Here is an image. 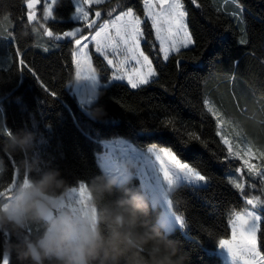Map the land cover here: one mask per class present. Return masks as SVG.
Returning <instances> with one entry per match:
<instances>
[{
    "label": "trees",
    "instance_id": "trees-1",
    "mask_svg": "<svg viewBox=\"0 0 264 264\" xmlns=\"http://www.w3.org/2000/svg\"><path fill=\"white\" fill-rule=\"evenodd\" d=\"M45 2L40 0L36 6L41 23ZM184 2L195 41L191 51L184 49L179 56L172 53L169 60H163L154 30L144 19L142 49L152 61L156 77L139 89L119 81L99 87L98 93L103 95L85 106L70 92L74 38L57 41L38 34L34 31L38 26L27 21L26 0H0V136L5 129L35 133L28 153L10 155L0 150L7 166L0 176V192L13 181H23L25 173L19 161L24 157L37 161L34 176L56 168L70 185L83 182L87 187L91 177L103 172L96 153L106 139L123 136L140 146L181 145L184 152L177 153L178 158L197 167L209 180L202 187L183 183L172 197L171 210L184 217L186 226L169 230L171 238L188 254V264L221 263L216 246L219 239L229 236L230 213L243 207L245 197L230 180L244 183L248 198L264 199V194L260 177L248 176L246 168L235 171L242 161L221 163L226 146L217 134V117L208 112L203 101L210 100L220 113L225 136L234 139L236 128L254 150L264 149V0H197L200 7L191 0ZM237 3L243 6L240 19L234 15ZM122 5L132 7L142 18V0H123ZM115 6V0H107L90 8L109 11ZM74 8L72 0H57L55 19L46 26L54 34L74 27L85 29L82 21L71 18ZM26 26L28 35L23 36ZM6 30L14 39L2 38ZM242 40L247 43H240ZM89 51L99 80L107 81L110 69L105 60L92 46ZM97 105L103 106L106 115L92 118L90 110ZM172 118L175 131L165 126ZM189 133H196L207 146L185 143ZM252 162L260 164L255 158ZM135 183L140 186L136 176ZM39 231V226L28 229L29 234ZM18 238V233L0 230V261L8 253L10 264H19L10 248V241Z\"/></svg>",
    "mask_w": 264,
    "mask_h": 264
},
{
    "label": "clouds",
    "instance_id": "clouds-1",
    "mask_svg": "<svg viewBox=\"0 0 264 264\" xmlns=\"http://www.w3.org/2000/svg\"><path fill=\"white\" fill-rule=\"evenodd\" d=\"M28 35L27 26L21 33ZM102 92L94 93L97 98ZM92 118L106 115L103 106L90 110ZM0 136L5 154L28 153L35 133L20 129ZM37 161L20 159L27 182L15 184L10 198L0 200V230L18 233L10 241L19 264H188V254L171 238L159 205L161 197L135 183L138 164L124 160L116 171L88 180V199L75 203L70 185L56 168L32 175ZM0 158V176L6 170ZM183 182L168 188L172 200ZM167 187V185H166ZM40 231L29 234L28 229Z\"/></svg>",
    "mask_w": 264,
    "mask_h": 264
},
{
    "label": "snow or ice",
    "instance_id": "snow-or-ice-1",
    "mask_svg": "<svg viewBox=\"0 0 264 264\" xmlns=\"http://www.w3.org/2000/svg\"><path fill=\"white\" fill-rule=\"evenodd\" d=\"M101 2L102 0H74L73 19L84 23L85 29L83 30L80 27H74L61 34H54L51 28L46 26L49 20L55 19L54 10L57 0H46L44 3L42 17L44 23H41L36 13V6L40 4V0H26L28 9L27 21L29 24L38 26L34 31L38 34L46 35L48 38L57 41L74 38L76 49L72 52V56L77 66L76 72L78 77H89L93 80L97 78L93 74L88 56L90 44H94L95 52L103 55L108 65L116 67L118 71H123V69L113 59L108 58L109 49L113 54L122 51L126 60L135 61L137 65H140L139 68L133 70L132 74L127 76V83L132 89H139L142 86L148 85L156 77L157 73L152 67V61L141 51V40L144 37V32L142 31L143 21L140 15L132 7H127L126 10L120 11L118 15L112 18L116 9H110L108 11L109 19L103 23H98L96 19H89V12L85 10L84 5H99ZM191 3L196 7H200L197 0H191ZM120 7L124 6L120 5ZM242 13L243 6L237 3V11L234 15L237 19H240ZM143 15L151 21V27L155 31V38L159 43V52L163 54L165 61L171 58L172 53L179 56L182 50L187 49L191 51L192 47L195 46V41L186 22L188 11L184 0H143ZM95 17L100 18L101 12L96 11ZM85 30L89 32L86 36L83 34ZM77 36L79 38H76ZM2 38L4 40L14 39L12 33L7 30L6 35ZM240 43H247V41L242 40ZM48 50L47 48L44 49V51ZM20 63L23 65L24 61L21 60ZM179 63L180 61L177 60V65ZM113 79L123 80L125 77L118 75L114 76ZM52 95H55V93H52ZM203 104L208 112L217 117V128L219 129L225 123L220 113L207 98L204 99ZM175 123V119L172 118L165 122V126H172L175 131ZM5 133L11 135L7 129H5ZM217 134L221 135L220 132ZM221 140L223 145L226 146V154L223 156L221 163L231 164L234 160L242 161L241 167L235 169V171L241 172L242 169L246 168L248 176L255 175L260 177L261 190L262 194H264V149L254 150L248 144H245L241 148L238 144L230 141L225 135H221ZM192 141L205 143L196 133H189L188 141H185V143ZM205 146H207L206 143ZM173 147L176 149L175 152L173 151ZM173 147H158L156 144H152L149 147V151L154 155L158 171L163 180V183L152 188L149 193L154 196L159 194L161 201L171 211L176 222L181 227H185L186 221L184 217L177 215L171 210L173 201L168 197V188L176 182L193 185L207 183L209 177L202 174V171L197 167L190 163L182 162L178 158L177 153L183 154L184 152V148L181 145H174ZM254 158L260 161L259 165L251 162ZM23 181L27 182L26 174ZM15 183L13 181L5 191L0 192V198L9 199V193H11ZM230 183L233 188L245 195L246 203L252 206V210L244 209L233 213L234 218L229 220L231 239L221 238L218 243L228 251L232 264H264V251H261V246L264 245V231H261L262 217L257 214L260 207L264 206V199L257 196L247 199L244 183L238 180H230ZM252 187L255 188V184ZM73 191H77V189H73ZM78 192L79 195L75 203L86 202L88 193L87 187L83 182L80 183ZM0 264H10L7 253H4Z\"/></svg>",
    "mask_w": 264,
    "mask_h": 264
},
{
    "label": "rangeland",
    "instance_id": "rangeland-1",
    "mask_svg": "<svg viewBox=\"0 0 264 264\" xmlns=\"http://www.w3.org/2000/svg\"><path fill=\"white\" fill-rule=\"evenodd\" d=\"M72 1L74 4V0H72ZM105 1H107V0H102L101 3L105 2ZM122 1L123 0H115V3L117 6H115L113 8V9H116V11L113 13L112 18H114L115 15H118L120 11L126 10L127 7H130V6L120 7V5H122ZM93 5H96V4L84 5L85 10L89 12V19H96L98 21V23H103L105 20L109 19L108 11H105V10H99L101 12V17L96 18L95 17L96 11L95 10L93 11L92 8H90ZM142 7H143V0H142ZM73 14L71 16L72 19H73ZM141 19H142V21H144V19H147V18L144 17V15H143ZM73 20H75V19H73ZM76 21H79V20H76ZM148 21L151 24V21L150 20H148ZM186 22H187V18H186ZM142 31H143V29H142ZM88 34H89V32L85 33L84 35L86 36ZM154 34H155V31H154ZM76 38H79V36H77ZM142 42H143V38L141 40V51H143ZM72 44H73V46H72L71 53L76 49V45L74 43V40H73ZM90 46H92V48L95 51V45L90 44ZM144 54L147 55L145 52H144ZM98 55H100V54H98ZM88 56H89V62L91 64V68L93 69V74H95L97 76V78L95 80H93L89 77H82V76L78 77L77 72H76L77 66H76V63L74 62L73 56H72L73 83H72L71 88H70V92L75 96L78 103L81 105H85V106L91 105L96 100L97 97L94 96V93H98L99 87L106 86V85H108L114 81L124 82L125 84L128 85L127 76L129 74H132L134 69L140 67V65H137L135 63V61L126 60L125 55L123 54L122 51L119 53L113 54L111 52V50L109 49L108 58L113 59L115 61V63L117 65H119L120 68L123 69V71H118L116 67L108 65L107 60L104 58V56L100 55L105 60V63L107 64V66L110 69V75H109L108 80L105 82H102L99 80L98 72L95 70V68L93 66V62H92V58H91V54H90L89 49H88ZM161 56L163 58L162 53H161ZM163 60H164V58H163ZM152 67H153V65H152ZM118 75H123L125 77V79H123V80L113 79L114 76H118ZM128 86H130V85H128ZM221 129H222V126L218 129V132H220L221 135H224L221 132ZM221 135H220V137H221ZM232 135L235 137L234 139H232L231 137H227V138L230 141H232L234 144H238L241 148H243L245 146V144H248L249 146H251L249 144V141H247L245 138L241 137L240 133H238V130H236V128L234 129V131H232ZM151 145L152 144L140 146V145L133 143L130 139L123 137V136L111 137L109 139L104 140L102 150L98 151L96 153L97 163L104 173H112V172L117 170L118 165L122 161L134 160L138 164V168L136 170L135 176L138 178V180L140 182V187L143 190L150 192V190L152 188H155L158 184L163 183L162 176L158 171V165L155 162L154 155L149 151V147ZM158 147H160V146H158ZM80 183L81 182H79L76 186H73L75 189H77V191L71 192L70 195H72V196L79 195L78 189H79ZM194 185L202 187V186H206L207 183H199V184H194ZM10 194L11 193H9V195ZM5 199L6 198H0V200H5ZM247 199H251V198L247 197ZM159 208L164 214V218L167 221V227L169 230L173 229L174 227H181L176 222L171 211H169L167 209V207L163 204L162 201L160 202ZM244 209L252 210V206L248 205L246 203V197H244V205L242 208H240L238 210L231 211L230 216H229V220L234 218L232 215L233 213L242 211ZM262 210H264V206H261L260 209L257 211V214L261 215V217H262ZM229 220H228V223H229ZM229 229H230L229 236L227 238H224V239H231V225L230 224H229ZM215 252L220 257V261H221L220 264H232V260H231V257L229 255L228 251L225 248L221 247L219 245V243L216 246Z\"/></svg>",
    "mask_w": 264,
    "mask_h": 264
}]
</instances>
